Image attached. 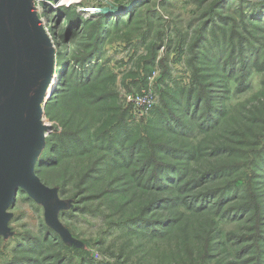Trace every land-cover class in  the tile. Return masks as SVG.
Instances as JSON below:
<instances>
[{
    "label": "rangeland",
    "instance_id": "374dc122",
    "mask_svg": "<svg viewBox=\"0 0 264 264\" xmlns=\"http://www.w3.org/2000/svg\"><path fill=\"white\" fill-rule=\"evenodd\" d=\"M80 1L33 0L53 73L0 264H264V0Z\"/></svg>",
    "mask_w": 264,
    "mask_h": 264
},
{
    "label": "water",
    "instance_id": "95a60500",
    "mask_svg": "<svg viewBox=\"0 0 264 264\" xmlns=\"http://www.w3.org/2000/svg\"><path fill=\"white\" fill-rule=\"evenodd\" d=\"M32 11V0H0V218L20 174L32 178L18 167L38 145L39 105L53 73L51 44Z\"/></svg>",
    "mask_w": 264,
    "mask_h": 264
},
{
    "label": "built area",
    "instance_id": "2783aa9c",
    "mask_svg": "<svg viewBox=\"0 0 264 264\" xmlns=\"http://www.w3.org/2000/svg\"><path fill=\"white\" fill-rule=\"evenodd\" d=\"M33 2V0H32ZM35 14V17L37 18V11H35V7L33 4V11ZM38 20V18H37ZM39 21V20H38ZM127 101L132 104L134 113L140 115H145L147 111H149L152 108L153 102L151 101V97L140 94V95H134V96H127Z\"/></svg>",
    "mask_w": 264,
    "mask_h": 264
},
{
    "label": "bare ground",
    "instance_id": "6f19581e",
    "mask_svg": "<svg viewBox=\"0 0 264 264\" xmlns=\"http://www.w3.org/2000/svg\"><path fill=\"white\" fill-rule=\"evenodd\" d=\"M59 1L60 2L56 3V6L55 7H57V8H64V9L65 8H69V7H72V5L78 4V3L81 2L80 0H59ZM46 39L50 43V41H49V39L47 37H46ZM52 49H53V47L51 46V50ZM53 52H54V50H53ZM18 168L20 170H23V164H20ZM19 181L22 182L25 185H32L31 184L32 183L31 182L32 181V178L29 175L25 174V173L20 174Z\"/></svg>",
    "mask_w": 264,
    "mask_h": 264
},
{
    "label": "trees",
    "instance_id": "16d2710c",
    "mask_svg": "<svg viewBox=\"0 0 264 264\" xmlns=\"http://www.w3.org/2000/svg\"><path fill=\"white\" fill-rule=\"evenodd\" d=\"M59 9H60V8H59ZM65 10H66V11H65ZM67 10H69V9H64V8H62V10H60L59 12H61L60 14H62V15L65 17L66 15H68V13H66V12H68ZM49 81H50V80H49ZM48 83H49V82H48ZM204 181L207 182V180H205V179H204ZM205 182H204V183H205Z\"/></svg>",
    "mask_w": 264,
    "mask_h": 264
}]
</instances>
